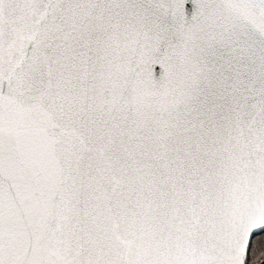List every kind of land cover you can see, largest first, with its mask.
Returning a JSON list of instances; mask_svg holds the SVG:
<instances>
[{"label":"snow or ice","instance_id":"snow-or-ice-1","mask_svg":"<svg viewBox=\"0 0 264 264\" xmlns=\"http://www.w3.org/2000/svg\"><path fill=\"white\" fill-rule=\"evenodd\" d=\"M0 264H264V0H0Z\"/></svg>","mask_w":264,"mask_h":264}]
</instances>
